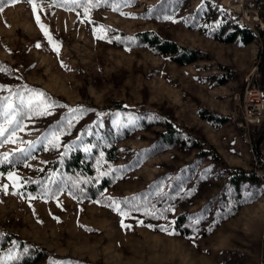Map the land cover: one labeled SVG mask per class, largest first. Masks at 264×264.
I'll list each match as a JSON object with an SVG mask.
<instances>
[{
  "label": "rangeland",
  "instance_id": "obj_1",
  "mask_svg": "<svg viewBox=\"0 0 264 264\" xmlns=\"http://www.w3.org/2000/svg\"><path fill=\"white\" fill-rule=\"evenodd\" d=\"M220 1L80 0L78 7L33 0L35 14L27 0L5 6L0 88L7 82L10 90H0V124L9 127L4 109L12 105L19 115L8 119L19 127L14 143L0 145V233L67 255L66 264H264V184H243L247 193L230 213L233 189L222 174L225 164H264L252 143L264 114L242 124L240 108L244 76L259 73L260 80L264 40L224 39L235 17ZM219 21L223 39L214 37ZM149 29L203 57L181 64L127 37ZM166 113L203 134L223 161L156 140L158 114ZM64 121L71 138L85 128L102 130L104 141L117 137L114 158L99 152L93 159L112 181L100 198H76L57 173L69 136L60 130ZM256 172L264 180V168ZM28 186L37 196L24 192ZM137 197L148 210L123 213L137 207Z\"/></svg>",
  "mask_w": 264,
  "mask_h": 264
},
{
  "label": "trees",
  "instance_id": "obj_2",
  "mask_svg": "<svg viewBox=\"0 0 264 264\" xmlns=\"http://www.w3.org/2000/svg\"><path fill=\"white\" fill-rule=\"evenodd\" d=\"M218 25L214 37L223 39L221 36V33L224 30L223 23L219 21ZM127 37L132 43H145L156 53L168 54L181 64L191 63L203 57L200 54L201 50H199V48L178 44L174 39L164 36L153 29L136 31L132 34H127ZM236 37H239L244 43L250 42L253 38L245 28L238 27L234 23L232 29L228 31L224 39L231 41ZM259 70L260 84L264 89V66H262V63H259ZM7 85V82H5L0 90H10ZM121 106L122 105L117 102L114 104L113 108L117 110ZM68 107L74 106L68 104ZM94 107L99 108L102 113H107V109L104 107H98L97 105ZM200 114L202 117L207 118L210 121L216 120L210 118L205 112H201ZM158 115L159 123L163 128L155 133L156 140L161 141L166 145L189 144L191 147L198 149V153L202 156L209 155L216 163L223 161L222 156L216 148L212 144H209L204 135L198 132V130L179 125L177 120L171 114L166 113L164 115ZM53 127L57 129L56 126ZM60 130L62 132L65 131L64 138L66 135L69 136L66 141L67 144L64 153L59 160V163L61 164L57 169V173L63 174L66 177L67 183L69 184L66 187L72 191L76 198L80 196L92 199L100 198L103 190L109 187L112 181H110L109 177L104 172H96V169L101 167L95 166L93 159L99 152L100 156L104 158H114L116 156L117 137L110 138L107 136V140L104 141L105 139H102L101 137L102 130H97L99 131V133H97L93 129L88 131V128H85L88 133L84 132L81 135L71 138L74 134L73 126L67 121H64L60 125ZM74 140H77L78 142L74 144ZM98 142H101L100 147L96 144ZM252 143L256 154L259 157L264 155V119L259 124V127L252 131ZM86 148L88 151H85ZM101 153L103 155H101ZM258 168H264V164L259 163L253 169H245L244 167L237 165H224L222 174L227 177L234 194L228 200L227 207L231 211L230 213L236 212L241 205L242 202L234 199L239 196H245L247 192L242 191L245 186L248 185L254 188V186L259 183L264 184V180H262L256 172V169ZM243 184L247 185L243 187ZM24 192L37 196V192H34L32 186H28ZM136 203L137 207L126 208V210H123V213H127L129 210L136 212L140 210H148V200L146 198L137 197ZM133 204L135 206V202H133ZM182 221L184 220L182 219ZM67 259H69L67 255H60L33 241H26L19 238L13 233H0V264H38L41 262L45 264H66L65 261ZM70 263L95 264L79 258H71Z\"/></svg>",
  "mask_w": 264,
  "mask_h": 264
},
{
  "label": "built area",
  "instance_id": "obj_3",
  "mask_svg": "<svg viewBox=\"0 0 264 264\" xmlns=\"http://www.w3.org/2000/svg\"><path fill=\"white\" fill-rule=\"evenodd\" d=\"M232 7V11L239 18L246 19L255 26L260 36L264 33V0H222ZM259 73L247 74L243 81H246L245 105H240L243 120L242 124L253 123L259 119L260 113L264 114V89L259 85Z\"/></svg>",
  "mask_w": 264,
  "mask_h": 264
},
{
  "label": "snow or ice",
  "instance_id": "obj_4",
  "mask_svg": "<svg viewBox=\"0 0 264 264\" xmlns=\"http://www.w3.org/2000/svg\"><path fill=\"white\" fill-rule=\"evenodd\" d=\"M17 2H18V0H0V12L4 11L5 6L14 5ZM27 2L33 5V12L35 14L36 5L33 3V0H27ZM64 2H65V6H68L69 0H64ZM125 2H127V0H125ZM70 4L78 6V7L82 6L80 3V0H70ZM89 6L94 7L96 5L89 4ZM114 10H119V9L115 8ZM36 20H37V23L39 24L40 23V17L38 15L36 16ZM43 27L44 26L41 24V28H43ZM101 27H103V26H101ZM46 35H47V33H46ZM49 39L51 40V38H49ZM37 46L39 47V45H37ZM0 70H4V69L0 68ZM38 95L42 96L43 93H39ZM4 99L7 100L8 98H4ZM21 103H23V100H21ZM29 103H32V102L29 101ZM17 115H19V113L17 112V109L14 108L12 105H9L7 108L4 109L5 121L9 125V127H5L4 125L0 124V145H3L4 143H8V142H12V143L15 142L13 137L15 136L16 128L19 127V121L15 120V119L10 120V119H8V117L9 116L15 117ZM13 124H15V127H11ZM53 146H55V145H53ZM19 151L23 152L25 150L19 149ZM85 151H88V149L86 148ZM101 155H103V154L101 153ZM4 158H5V160H7V155H5ZM0 162H2V161H0ZM8 175L11 178L13 174L9 173ZM110 206L114 207V209L116 211H118V212L120 211V208L115 203V201H113ZM121 214L123 215V213H121Z\"/></svg>",
  "mask_w": 264,
  "mask_h": 264
},
{
  "label": "bare ground",
  "instance_id": "obj_5",
  "mask_svg": "<svg viewBox=\"0 0 264 264\" xmlns=\"http://www.w3.org/2000/svg\"><path fill=\"white\" fill-rule=\"evenodd\" d=\"M220 2H223L222 0ZM226 7V9L235 17V23L237 26L245 28L246 31L251 34L254 38L259 36L258 30L255 26L251 25L246 19L244 18H239L234 12L232 11V7L229 6L227 3H223ZM245 98H246V89H245V94L243 97V103L242 105H245Z\"/></svg>",
  "mask_w": 264,
  "mask_h": 264
},
{
  "label": "water",
  "instance_id": "obj_6",
  "mask_svg": "<svg viewBox=\"0 0 264 264\" xmlns=\"http://www.w3.org/2000/svg\"><path fill=\"white\" fill-rule=\"evenodd\" d=\"M263 66H264V55H263Z\"/></svg>",
  "mask_w": 264,
  "mask_h": 264
}]
</instances>
